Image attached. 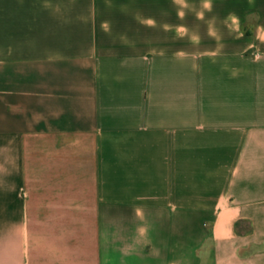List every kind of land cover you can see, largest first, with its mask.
Wrapping results in <instances>:
<instances>
[{
  "label": "crops",
  "instance_id": "crops-1",
  "mask_svg": "<svg viewBox=\"0 0 264 264\" xmlns=\"http://www.w3.org/2000/svg\"><path fill=\"white\" fill-rule=\"evenodd\" d=\"M0 264H264V0H0Z\"/></svg>",
  "mask_w": 264,
  "mask_h": 264
}]
</instances>
